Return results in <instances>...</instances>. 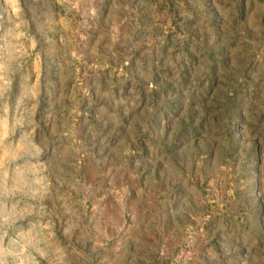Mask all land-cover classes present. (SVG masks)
Instances as JSON below:
<instances>
[{
	"label": "rangeland",
	"instance_id": "obj_1",
	"mask_svg": "<svg viewBox=\"0 0 264 264\" xmlns=\"http://www.w3.org/2000/svg\"><path fill=\"white\" fill-rule=\"evenodd\" d=\"M0 264H264V0H1Z\"/></svg>",
	"mask_w": 264,
	"mask_h": 264
},
{
	"label": "bare ground",
	"instance_id": "obj_2",
	"mask_svg": "<svg viewBox=\"0 0 264 264\" xmlns=\"http://www.w3.org/2000/svg\"><path fill=\"white\" fill-rule=\"evenodd\" d=\"M1 1V0H0Z\"/></svg>",
	"mask_w": 264,
	"mask_h": 264
}]
</instances>
